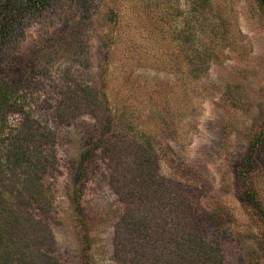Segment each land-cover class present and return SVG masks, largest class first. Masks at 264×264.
<instances>
[{
  "label": "rangeland",
  "instance_id": "1",
  "mask_svg": "<svg viewBox=\"0 0 264 264\" xmlns=\"http://www.w3.org/2000/svg\"><path fill=\"white\" fill-rule=\"evenodd\" d=\"M20 14L0 72L18 82L0 191L27 200L15 153L46 164L34 169L51 205L29 211L54 264H131L134 222L151 238L143 263L189 264L199 242L214 264H264L258 0H52Z\"/></svg>",
  "mask_w": 264,
  "mask_h": 264
},
{
  "label": "trees",
  "instance_id": "2",
  "mask_svg": "<svg viewBox=\"0 0 264 264\" xmlns=\"http://www.w3.org/2000/svg\"><path fill=\"white\" fill-rule=\"evenodd\" d=\"M51 2L52 0H0V72L13 61L12 54L16 48L14 42L18 37L17 31L24 24L20 14L21 9H26L28 12H42ZM258 2L264 7V0H258ZM17 86L16 80L0 77V122L5 121L7 113L17 110L8 96L18 91ZM3 127L4 124H1L0 132ZM20 145L22 148V143ZM20 151L26 154L25 149ZM16 152L19 151L16 150ZM92 153L93 151L90 152V150L84 153L80 165L91 159ZM20 156L15 153L13 158L18 164L22 163L27 167L24 171L26 184L23 193V199L27 198V200L20 205L9 203L5 200V194L2 195L0 191V264H40L41 262L54 264L56 261L47 255L54 245L53 235L47 227H41L39 221L32 219V212L29 211L30 207H37L44 211L51 205V192L42 186L41 181L44 172L40 170H43L46 164L41 158L34 159L26 155L27 157H23L26 159H23ZM35 160L36 163H40V170H35ZM78 174H80L79 171ZM79 176L75 181H79ZM136 226L137 223L134 222L133 228L138 234H135L137 240L132 250V252L135 251L133 253L135 259H131V264H144L145 262L143 263L140 258L141 252H145L142 248L151 244L149 241L151 238L141 236V232L147 230L144 226ZM212 250L213 248L208 244L195 243L189 264H214ZM149 262L147 260L145 264Z\"/></svg>",
  "mask_w": 264,
  "mask_h": 264
}]
</instances>
